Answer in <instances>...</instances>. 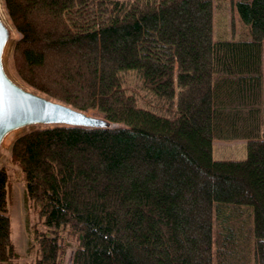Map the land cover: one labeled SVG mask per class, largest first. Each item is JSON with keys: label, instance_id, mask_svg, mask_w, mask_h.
<instances>
[{"label": "trees", "instance_id": "16d2710c", "mask_svg": "<svg viewBox=\"0 0 264 264\" xmlns=\"http://www.w3.org/2000/svg\"><path fill=\"white\" fill-rule=\"evenodd\" d=\"M3 5L19 78L115 124L12 141L32 264L72 247V264H264V0L236 1L238 39L214 34L212 0ZM213 138L246 139V155L213 158ZM8 182L3 164L0 264H18Z\"/></svg>", "mask_w": 264, "mask_h": 264}, {"label": "rangeland", "instance_id": "374dc122", "mask_svg": "<svg viewBox=\"0 0 264 264\" xmlns=\"http://www.w3.org/2000/svg\"><path fill=\"white\" fill-rule=\"evenodd\" d=\"M213 1V32L221 37L226 38H245L248 36V30L246 26L241 23L237 10L236 1L237 0H212ZM0 8L4 13L8 23L13 27V38L11 40V45H9V50L7 53V68L10 74L18 80L23 85L28 87L22 79L15 73L12 64V48L13 43L19 37L18 32L11 23L5 7L3 5V0H0ZM128 82L130 84L135 83V79L130 76L128 77ZM89 113L96 114L92 110H88ZM98 115V114H96ZM115 124H113L114 126ZM25 129L16 131L10 134L8 140L5 143V148L0 155V166L5 164L9 171V213L11 218V238L15 243V246L21 258L18 264H32L35 258V246L30 248L29 234L27 226H32L33 224L38 225V215L34 210L33 206H27L24 201V184L20 170L15 167V165L8 163L7 155L9 147L12 141ZM9 141V142H8ZM246 155V139L244 138H213L212 140V157L215 159H240ZM74 252V247L68 248L66 250L63 264H72V256Z\"/></svg>", "mask_w": 264, "mask_h": 264}, {"label": "water", "instance_id": "95a60500", "mask_svg": "<svg viewBox=\"0 0 264 264\" xmlns=\"http://www.w3.org/2000/svg\"><path fill=\"white\" fill-rule=\"evenodd\" d=\"M12 38L13 27L0 8V155L9 135L19 130L57 125L113 126V122L104 116L76 108L16 80L6 61Z\"/></svg>", "mask_w": 264, "mask_h": 264}, {"label": "bare ground", "instance_id": "6f19581e", "mask_svg": "<svg viewBox=\"0 0 264 264\" xmlns=\"http://www.w3.org/2000/svg\"><path fill=\"white\" fill-rule=\"evenodd\" d=\"M10 136V135H9ZM9 142V141H8ZM7 144V143H6ZM39 214V213H38ZM43 222V221H42Z\"/></svg>", "mask_w": 264, "mask_h": 264}]
</instances>
